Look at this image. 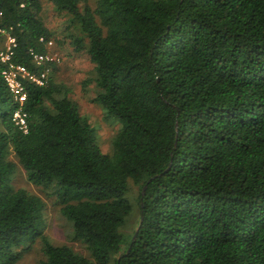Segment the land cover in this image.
Returning <instances> with one entry per match:
<instances>
[{
    "label": "trees",
    "instance_id": "obj_1",
    "mask_svg": "<svg viewBox=\"0 0 264 264\" xmlns=\"http://www.w3.org/2000/svg\"><path fill=\"white\" fill-rule=\"evenodd\" d=\"M0 27L10 62L49 69L20 103L0 59V264L37 238L40 264H264V0H0ZM50 40L93 63V100L123 123L112 154L56 62L33 59ZM12 153L89 256L44 233Z\"/></svg>",
    "mask_w": 264,
    "mask_h": 264
},
{
    "label": "rangeland",
    "instance_id": "obj_2",
    "mask_svg": "<svg viewBox=\"0 0 264 264\" xmlns=\"http://www.w3.org/2000/svg\"><path fill=\"white\" fill-rule=\"evenodd\" d=\"M50 9L51 6L46 7L45 19L51 29L57 30L62 22ZM3 35L4 41L1 51L6 50L9 45L7 35ZM52 41V44L47 45V53L54 57V61L57 64V68L52 71L53 78L56 81L62 82L69 88L70 95L78 103L79 109H81L93 126L97 143L105 153L112 154L114 150V139L122 128L123 123L119 119L108 114L107 110L100 103L93 100L94 94L98 89V87H96L97 75L93 68V63L86 53L76 52L68 43L57 45L54 40ZM10 157L17 164L13 183L39 195L45 202L44 233L49 237L51 242L56 245H71L81 254L89 256L84 245L81 242L74 241L70 236V226L67 219L60 214L58 200H56L54 196H47L41 187H37L29 182L24 169L18 163L13 153ZM130 229L131 225L128 231ZM41 246L42 242L39 238L28 243L21 259L16 264H40L43 258Z\"/></svg>",
    "mask_w": 264,
    "mask_h": 264
},
{
    "label": "built area",
    "instance_id": "obj_3",
    "mask_svg": "<svg viewBox=\"0 0 264 264\" xmlns=\"http://www.w3.org/2000/svg\"><path fill=\"white\" fill-rule=\"evenodd\" d=\"M0 34H6L8 37L9 45L6 50L0 52V59L8 64V68L4 69L2 71L4 80L10 90V92L14 95V98L22 103L26 100V92L25 87L23 84L22 79L27 78L31 82H34L39 85H43L46 83L48 79V71L49 69H45L43 72L36 74L30 72L25 66L14 64L11 61L13 49L16 45V39L11 34H9L8 31H6L4 28L0 27ZM43 40V37L41 38ZM52 40L48 41V44H52ZM47 44V45H48ZM33 59L37 64H43L47 61L54 62V57L49 55L48 53H38L35 51H32ZM14 118L16 119L17 123L20 124V126L24 129V131H27V124L25 121V114L21 113L20 110H17L14 114Z\"/></svg>",
    "mask_w": 264,
    "mask_h": 264
}]
</instances>
